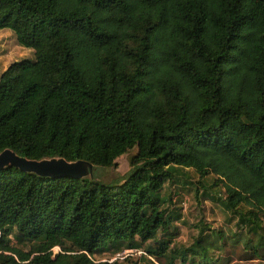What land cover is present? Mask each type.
Returning <instances> with one entry per match:
<instances>
[{
    "label": "trees",
    "instance_id": "obj_1",
    "mask_svg": "<svg viewBox=\"0 0 264 264\" xmlns=\"http://www.w3.org/2000/svg\"><path fill=\"white\" fill-rule=\"evenodd\" d=\"M5 29L34 60L0 75V153L94 171L3 168L0 264H117L100 257L149 242L162 264H218L208 228L169 251L163 189L183 180L264 240V0H0Z\"/></svg>",
    "mask_w": 264,
    "mask_h": 264
},
{
    "label": "rangeland",
    "instance_id": "obj_2",
    "mask_svg": "<svg viewBox=\"0 0 264 264\" xmlns=\"http://www.w3.org/2000/svg\"><path fill=\"white\" fill-rule=\"evenodd\" d=\"M33 60V52L20 47L11 31L0 30V75L12 63ZM134 153L135 151H131L120 157L116 161L114 171L108 174L99 172V179L109 180L116 176H123L129 169V160ZM197 180L195 173L189 171L188 181L196 184ZM193 186L191 187L185 180L181 184H166L164 186L163 193L173 196L174 206L171 209L177 215L173 222L174 237L169 251L184 252L199 236L200 229L208 228L209 230L204 232V236H212L211 233L215 232L221 233V239L216 245L218 249L212 250L211 248L209 251V255L216 259L218 264H264V240L259 242L256 235L249 234L247 229L240 228L237 219L222 209L215 199H200V194L195 195ZM155 245V243L149 242L141 249L126 253L124 250L114 257L107 253L100 258L102 261L108 260V262L116 260L117 264H162L146 253L147 247ZM253 248H256L257 251ZM52 251L57 254L59 249L54 248ZM251 251H256V255L251 254Z\"/></svg>",
    "mask_w": 264,
    "mask_h": 264
},
{
    "label": "water",
    "instance_id": "obj_3",
    "mask_svg": "<svg viewBox=\"0 0 264 264\" xmlns=\"http://www.w3.org/2000/svg\"><path fill=\"white\" fill-rule=\"evenodd\" d=\"M5 167L16 168L24 173L53 180H78L83 177L92 176L94 171L93 166L84 161L68 163L63 159L56 158L31 161L19 157L9 150L0 153V171Z\"/></svg>",
    "mask_w": 264,
    "mask_h": 264
},
{
    "label": "built area",
    "instance_id": "obj_4",
    "mask_svg": "<svg viewBox=\"0 0 264 264\" xmlns=\"http://www.w3.org/2000/svg\"><path fill=\"white\" fill-rule=\"evenodd\" d=\"M129 251H131V250H125L124 252L126 253V252H129Z\"/></svg>",
    "mask_w": 264,
    "mask_h": 264
}]
</instances>
